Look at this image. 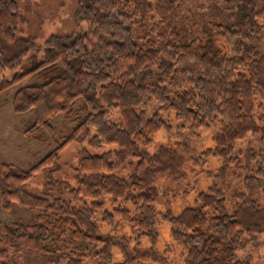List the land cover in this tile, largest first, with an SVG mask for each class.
I'll use <instances>...</instances> for the list:
<instances>
[{"label":"trees","instance_id":"1","mask_svg":"<svg viewBox=\"0 0 264 264\" xmlns=\"http://www.w3.org/2000/svg\"><path fill=\"white\" fill-rule=\"evenodd\" d=\"M186 1L78 0L74 20L88 30L49 36L41 59L28 62L33 41L20 28L18 2L0 0V74L16 70L0 93L31 79L12 98L15 113L34 112L25 133L52 135L51 120L62 113L74 124L36 165L0 162V264H165L171 248L156 247L161 220L185 247L184 264H251L236 255L264 235V207L257 203L264 191V6L226 0L220 11L231 21L207 20L201 35L190 37L160 12H176ZM149 101L158 104L153 114L138 111ZM164 111L191 135L221 123L214 147L203 152L223 160L217 181L179 215L156 210L155 181L164 173L175 180L184 175L182 153L165 145L144 151L162 128L171 130ZM247 138L256 146L234 154ZM84 140L94 149L117 148L79 149L73 183L55 178L59 153ZM125 165L132 171L116 174ZM41 170L47 179L36 195L24 184ZM230 172L244 177L228 214ZM107 200L111 208L103 209ZM15 205L31 209L34 222L3 221L1 213ZM102 225L128 231L102 234Z\"/></svg>","mask_w":264,"mask_h":264},{"label":"rangeland","instance_id":"2","mask_svg":"<svg viewBox=\"0 0 264 264\" xmlns=\"http://www.w3.org/2000/svg\"><path fill=\"white\" fill-rule=\"evenodd\" d=\"M78 0H17L20 13V28L25 36L33 41L32 48L26 60L28 62L38 61L42 57V50L45 40L53 35H62L70 32L85 33L88 26L85 22L77 23L74 20V12ZM155 4L164 0H152ZM244 1V0H238ZM258 7L264 6V0H250ZM226 3V0H187L178 11L160 12L168 17L173 16L176 25L181 28L184 35L190 37L201 35L202 23L207 20H217L229 23L231 18L220 11V7ZM263 23V40L260 47L264 52V18L260 20ZM191 28V29H190ZM190 31L191 33H188ZM16 70H6L0 74V84L4 79L11 80ZM31 79H26L17 85L0 93V162L13 163L22 168H30L43 159L51 149L55 148L58 138L62 134L68 133L74 126L71 118L65 113L57 115L51 120L55 128V133L47 134L43 129L35 133H25V129L34 121V112L17 114L13 110L12 98L14 93L21 86L29 83ZM82 101L80 100L78 104ZM158 108V104L149 101L145 105L138 107V111H146L148 115ZM117 116V115H116ZM113 116V119H116ZM161 116L165 118L171 127L169 131L162 128L154 137L152 142L144 148V151L153 153L161 145L177 147L184 158V175L179 179H172L167 173L161 174L156 178L155 184L159 191V198L155 203L156 210L159 213L171 212L179 215L181 211L188 206H194L198 194L202 191H208L216 181V175L223 164L220 157L208 156L203 152L208 148H213L212 137L221 131L219 120L213 122L210 127L201 129L198 134L191 135L189 131L182 126V122L175 118L171 111H164ZM112 118V117H111ZM180 144L181 147L179 146ZM188 151H184L185 146ZM249 146H256L249 138L238 141L234 154L238 155ZM87 149L92 154H101L103 152L114 150L116 145L104 144L98 149L91 148L87 140L82 142H72L67 145L58 155L57 162L61 169L53 173L57 179H67L73 183L74 170L77 164L78 150ZM133 163L135 164L134 160ZM132 168L125 165L116 170V174L126 177ZM244 174L230 172L227 178V187L224 191L226 199L225 212L233 213L234 201L232 193L235 189L242 186ZM47 174L41 170L24 184V188L29 192L40 195L45 186ZM257 203L264 207V191L257 197ZM130 206L129 202H126ZM111 203L107 200L103 209H110ZM1 219L5 222L13 220H22L23 222H34V212L21 205H15L11 210L3 211ZM172 224L168 221H159V238L156 247L161 251L170 247L167 263L165 264H184L185 247L174 243L171 236ZM128 231L127 227H109L102 225L101 233H124ZM142 245L148 246L146 241ZM115 257L121 258L118 250H114ZM264 255V235L260 236L258 245L250 246L243 251H239L236 259H247L251 264H263ZM147 264H163L161 262L148 261Z\"/></svg>","mask_w":264,"mask_h":264}]
</instances>
